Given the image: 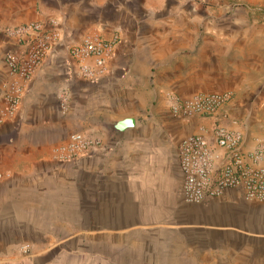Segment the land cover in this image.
I'll use <instances>...</instances> for the list:
<instances>
[{
	"label": "crops",
	"instance_id": "1",
	"mask_svg": "<svg viewBox=\"0 0 264 264\" xmlns=\"http://www.w3.org/2000/svg\"><path fill=\"white\" fill-rule=\"evenodd\" d=\"M100 1L0 0V29L37 21L56 35L17 112L0 123V209L28 207L31 217L79 224L83 237L98 240L163 231L192 248L242 234L233 226L243 209L240 192L201 205L183 196L180 144L212 123L175 117L167 99L180 87L178 58L192 55L185 45L198 42L192 1L185 7L163 0L162 8L142 6L137 14L122 8L126 0ZM114 35L120 41L103 73L83 78L70 48ZM13 49L14 40L0 32V108L13 80L5 59ZM253 59L261 65V55ZM127 119L134 123L127 126ZM72 132L98 138L101 146L90 157L62 162L58 148ZM254 142L245 136L247 151Z\"/></svg>",
	"mask_w": 264,
	"mask_h": 264
},
{
	"label": "rangeland",
	"instance_id": "2",
	"mask_svg": "<svg viewBox=\"0 0 264 264\" xmlns=\"http://www.w3.org/2000/svg\"><path fill=\"white\" fill-rule=\"evenodd\" d=\"M107 1L111 0L100 2ZM182 1L185 7L190 5V0ZM191 1L198 11L199 38L195 48L185 45L191 56L178 58L181 65L176 64L175 71L182 79L170 95L231 92L224 122L241 131L244 142L246 135L255 140L252 150H246L253 152L264 141V0ZM124 3L122 8L131 14L142 6L164 5L163 0ZM255 53L262 57L260 66L254 64ZM241 201L243 209L233 226L242 234L192 248L163 231L118 234L104 240L91 233L83 237L79 224H51L53 219L31 217L28 207L0 209V264H264V203Z\"/></svg>",
	"mask_w": 264,
	"mask_h": 264
},
{
	"label": "built area",
	"instance_id": "3",
	"mask_svg": "<svg viewBox=\"0 0 264 264\" xmlns=\"http://www.w3.org/2000/svg\"><path fill=\"white\" fill-rule=\"evenodd\" d=\"M0 32L17 46L16 50L7 51L5 57L13 80L5 94V106L0 108L2 123L17 112L26 83L51 52L56 35L37 21L0 29ZM119 41V36L114 35L109 40L98 38L73 45L70 53L80 62V75L97 80ZM231 100L229 91L185 97L170 95V109L175 117L198 115L212 120L210 131L188 135L180 144L183 196L189 204L222 199L228 191H240L242 198L264 203V141L253 152L246 151L244 134L224 122ZM100 146V139L72 132L59 146L58 159L74 163L90 157Z\"/></svg>",
	"mask_w": 264,
	"mask_h": 264
},
{
	"label": "water",
	"instance_id": "4",
	"mask_svg": "<svg viewBox=\"0 0 264 264\" xmlns=\"http://www.w3.org/2000/svg\"><path fill=\"white\" fill-rule=\"evenodd\" d=\"M133 123H134V120L133 119H127L124 124H126L127 126H130Z\"/></svg>",
	"mask_w": 264,
	"mask_h": 264
}]
</instances>
